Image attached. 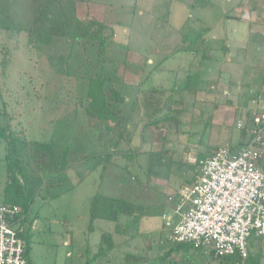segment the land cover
<instances>
[{"label": "rangeland", "instance_id": "1", "mask_svg": "<svg viewBox=\"0 0 264 264\" xmlns=\"http://www.w3.org/2000/svg\"><path fill=\"white\" fill-rule=\"evenodd\" d=\"M61 1L51 4L49 0H0V61L8 57L4 74L0 76V109L2 102H9L3 111L17 106L19 114L14 119L18 118L26 137L42 142L51 140L52 148L69 146V162L75 155H93L79 165L54 172L46 182L35 176L33 180L26 179L27 196L33 199L27 215L31 264H93V254L103 230L112 234L117 244L107 253V264H124L126 250L139 251L149 258H153L155 252L163 255L170 244L156 249L155 238L161 229V211L171 210L165 191L176 188L185 183V177L192 176L186 163H193L196 153L205 146L204 137L211 129L210 114H213L211 140L218 139L222 143L224 138L233 136L232 143L236 144L240 130L234 126L230 132L226 125L233 122L235 111L240 116L244 112L241 108L235 109L237 86L230 92L232 104L226 103L219 93L198 96L193 102V89L187 92L172 90L177 72L171 68L178 56L170 53L179 40V29L193 17H200L211 26L210 36H207L219 40L227 48L219 64L200 68L199 72L194 68L192 76H199L205 82L217 78L222 70L223 81L229 75L249 84L251 94L259 89L260 96L249 105L254 106L264 101V66L255 63L261 61L253 60L257 44L263 37L259 31H264V1L209 0L204 5L201 0L196 3L193 0H77L74 4L69 0ZM73 13L82 20L106 18L112 21L108 25L114 30L111 46H116L118 63L105 66L103 74L112 77L121 74V61L126 60L124 83H118L117 87L126 97L123 121H127V130L132 135L129 147L136 152L108 160L111 164L104 175L101 173L105 154L110 153L116 133L109 136L100 121L86 113L83 105H78L61 120L53 121L65 106L69 107L66 102L59 105L56 98L60 95V99H66L65 88L77 82L75 76L80 80L87 77L96 62L97 44L88 41L83 46L82 41L72 40ZM249 24H253L252 31ZM29 27L54 33L57 35L55 44L52 43V47L41 45L37 33L30 38L26 32ZM168 54L169 58H165ZM161 59L166 60L163 69H152ZM177 63L178 70L189 65L186 60H177ZM63 69L72 75L64 74ZM183 75L181 73L179 78ZM65 77L70 78V83L63 86L61 81ZM171 101L173 109L185 107L180 125L177 128L151 126L149 142L142 141L140 118L151 114L163 117ZM172 115L177 114L173 111ZM2 121L3 116H0V125L4 124ZM2 143L5 145L3 140ZM53 151L56 154L50 155L47 170L43 172L47 178L48 172L57 168L54 163L61 160L60 152ZM147 151H160L162 155L158 175L149 171V162L152 165L154 159H147ZM5 167L0 154V187L6 184ZM98 189L117 196L131 192L139 196L140 202L149 205L151 214L140 221L139 234L124 243L123 237L114 232V223L90 220L89 203ZM144 246L148 247L146 252L142 250ZM262 249L261 264H264V243ZM180 255L175 253V259L180 261ZM188 255L190 260L185 263L157 261L154 264H202L201 253L190 250ZM151 258L152 264L155 260Z\"/></svg>", "mask_w": 264, "mask_h": 264}, {"label": "trees", "instance_id": "2", "mask_svg": "<svg viewBox=\"0 0 264 264\" xmlns=\"http://www.w3.org/2000/svg\"><path fill=\"white\" fill-rule=\"evenodd\" d=\"M44 1V0H43ZM59 0H49V3L56 4ZM66 1V0H62ZM61 1V3H62ZM72 1V4L77 0ZM88 1V0H80ZM195 3L197 0H193ZM262 1V0H255ZM264 1V0H263ZM55 2V3H54ZM209 3V0H201V5ZM194 4H192L193 6ZM51 6V5H48ZM74 6V5H73ZM42 7V6H41ZM42 9V8H41ZM48 16H46V19ZM71 23L73 27L72 40L73 41H82V44L86 42H91L97 44V56L94 69L89 72L87 77L80 78L76 77L77 82L71 84L70 78L65 77L60 83L67 86L66 89V99H60V95L56 98V101L59 105H65L64 102L69 104V107L65 106L57 118H54L53 121L61 120L66 117L69 112L76 109L79 105L86 106V113L100 121L102 128L106 130L109 136H112V133H116V137L113 143V147L110 150V153L105 154V163L102 167V175H104L107 167L110 166L111 158H116L117 156H126L133 155L136 151H132L129 147V142L131 139V133L127 130V121H123V107L126 102V97L122 93L121 89L117 86L118 83H124L123 80V70L126 63V60L121 61L120 70L122 73L112 77L111 75L103 74V68L108 64L118 63V58L115 57L116 46L112 48L111 44L113 41L114 30L108 25L112 24V21L106 18L101 20L95 18H86L82 20L74 15ZM241 20V19H240ZM253 24H249L250 31H252ZM169 29H171L169 27ZM180 36L179 40L175 43L174 48L170 54L178 56V61L186 60L189 65L186 68L180 70L177 69V66L180 65L176 61H173V67L171 70L176 76L175 83L173 84L172 90L187 92L191 89V95L193 97V102L198 100V96H202L207 93H219L225 98V102L232 104L233 101L230 96V92H234V87H238L236 94V104L235 109L241 108L244 112L241 114L235 111L234 120L232 123L226 125V129H229L230 132L233 131L234 126H236V120L240 118L243 122L242 126L238 128L240 130V137L236 144L232 143V137L224 138L222 143L217 142L215 144H209L206 142L205 146L196 153L194 162H187L188 170L192 171V176L189 178H184L186 183H191L195 179V175L198 172V167L200 162L204 160L207 156L215 153L220 146H230L232 149H238L241 145H244L250 139V108H256L257 104L254 106H249L250 102L257 100L260 96L259 89L255 93H250V85L245 84L240 81V79H235L232 76L226 75L225 81L222 80L221 75L223 71H219V76L215 79L206 80L200 79L199 76H192L191 72L194 68H209L214 64H219L221 60V55L225 52L227 48L226 45L220 44L219 40H213V37H209L212 30L211 26L207 25L202 18L193 17L192 19H187L186 23L179 29ZM27 35L35 36L38 34V43L41 45H48L52 47L54 43L55 35L52 32L38 31L33 27L26 29ZM262 35V40L257 44L255 49L254 59L261 62H255L264 66V31H259ZM37 33V34H35ZM209 35V36H207ZM30 43V42H29ZM75 42H72V44ZM55 44V43H54ZM72 46V45H71ZM114 51V55L112 52ZM4 52V51H2ZM165 58H169V55ZM113 55V57H111ZM8 57H3L0 61V76L4 74V68L7 64ZM166 60H160L154 68L152 69H163L164 63ZM177 65V66H176ZM179 71V72H178ZM61 72L64 74L72 75L67 69H63ZM184 73L183 77L179 78L180 74ZM182 79V81H181ZM181 83L177 85L179 82ZM264 84V78H263ZM81 82V86L79 83ZM43 87V86H42ZM81 87V88H80ZM84 90H83V89ZM42 89V88H41ZM172 99V98H171ZM137 97L133 100L136 102ZM174 101V100H173ZM9 102H2V108L0 109V116H3V120L6 122V127L2 130L0 134V139L4 141L6 146V156H5V172H6V187H5V197L0 204L4 205H17L19 207V212L15 216V220L19 222L17 229L18 235L22 236L25 239V255L29 264L31 261L29 259V222L27 215L31 209V204L33 199L28 198L27 196V182L28 180H33L32 177H36L40 181L44 180L46 182L51 178L56 171H63L67 167H74L79 165L83 160L93 157L92 153L85 154L83 157L81 155H75L73 161L69 162V153L70 147H53L52 141H37L32 140L26 137L25 129L23 126H20L18 117L19 109L16 107L8 108V111L5 112L3 109L7 108L6 105ZM255 103V102H254ZM259 103V102H258ZM171 110V111H170ZM185 110V107L179 106V108L173 109L172 101L169 103V110L163 117H155L153 114L146 116L145 118H140L139 122L141 125V138L142 141H148L150 135L151 126L160 127L162 125H169L170 128L178 127L181 121V114ZM175 111L177 115H172V112ZM11 113V114H9ZM13 113V114H12ZM176 116V117H175ZM171 118V119H170ZM164 119L165 123H160ZM212 119L213 114H210L208 123L211 124L210 128L212 129ZM115 126V127H114ZM223 126V125H221ZM219 128V127H218ZM221 128V127H220ZM211 129L209 130L211 132ZM117 130V132H116ZM160 130V129H159ZM224 132V130L222 129ZM211 134V133H210ZM220 139V137H219ZM223 144V145H222ZM232 144V145H231ZM43 147H40L42 146ZM57 149L60 152L59 156L61 160H58L59 163H54V166L59 169H54L48 172V178L44 175L46 172L47 166L50 162L51 156H55L56 153L53 150ZM147 153V159L151 161L152 165L149 162V171L152 174L158 175V170L162 165V155L160 151L145 152ZM51 155V156H50ZM115 155V156H114ZM156 160V161H155ZM260 166H264V157L259 162ZM49 168V167H48ZM156 168V169H155ZM46 169V170H45ZM101 175V176H102ZM180 186V185H179ZM176 186V189L179 187ZM164 194V192H163ZM138 195H133L131 192L127 195H112L106 193L102 190H97L94 195L91 197L89 203V218L90 220L97 221H106L108 223H114L115 228L114 232L119 237L122 238V242H126L128 239L133 238L139 234L138 226L143 217L149 216L151 211L149 210V205L146 202H140ZM164 221V220H163ZM164 227V228H163ZM167 228L165 224L159 230L158 236L156 239V249L162 248L164 244L168 243L169 248L159 255L155 252L154 257L151 258L155 261H152L154 264L157 261L166 262H188L189 255L188 251L194 250L195 252L201 253L200 263L210 264L212 261H216L217 264H261L263 258V243H264V234L256 235L251 233V235L246 240L247 247V256L241 257L239 254H233L228 256L213 257L212 255H205L202 252L201 246L195 245L192 242H169L166 238ZM120 244V243H118ZM115 244L113 242V235L110 234L107 230L101 231V240L98 244V249L93 254L92 263L93 264H107L106 256L110 252ZM147 246L143 247V251H147ZM175 253L181 254L182 257L179 261L175 259ZM149 257H144L139 251L131 252L126 250L124 254V264H138L139 262H144V264H151ZM90 260V259H89ZM158 263V262H157Z\"/></svg>", "mask_w": 264, "mask_h": 264}, {"label": "built area", "instance_id": "3", "mask_svg": "<svg viewBox=\"0 0 264 264\" xmlns=\"http://www.w3.org/2000/svg\"><path fill=\"white\" fill-rule=\"evenodd\" d=\"M247 14V13H246ZM255 101H253L254 103ZM250 139L238 149L220 146L200 162L195 179L166 195L162 215L169 242H192L213 257L247 256L246 240L264 234V101L250 108ZM0 125V134L6 122ZM243 122L239 119L236 126ZM17 205L0 204V264H29L18 235Z\"/></svg>", "mask_w": 264, "mask_h": 264}, {"label": "crops", "instance_id": "4", "mask_svg": "<svg viewBox=\"0 0 264 264\" xmlns=\"http://www.w3.org/2000/svg\"><path fill=\"white\" fill-rule=\"evenodd\" d=\"M221 132V131H220ZM211 132L209 131V133L207 132V135L204 137L206 140H205V143L207 142H210L209 144H215L217 142H219V140H211ZM221 139V137H220ZM0 154H2L4 160H5V156H6V147L5 145L2 143V140L0 139ZM190 160H192V157L190 158ZM194 160V158H193ZM5 176H6V172H5ZM50 179V178H49ZM5 187H6V184L1 186L0 187V202H2V200H4V197H5ZM175 189V188H174ZM174 189H169V190H166L165 191V198H166V195L169 191L171 190H174ZM166 215V216H172L173 213H172V210H169V211H161V215H160V220H159V223H160V226L162 227L164 225V221L162 219V215ZM164 228V227H163Z\"/></svg>", "mask_w": 264, "mask_h": 264}]
</instances>
